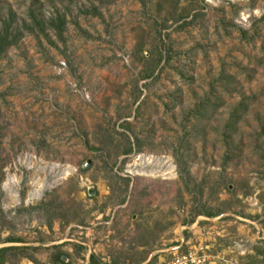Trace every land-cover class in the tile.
Here are the masks:
<instances>
[{
	"label": "rangeland",
	"instance_id": "rangeland-1",
	"mask_svg": "<svg viewBox=\"0 0 264 264\" xmlns=\"http://www.w3.org/2000/svg\"><path fill=\"white\" fill-rule=\"evenodd\" d=\"M9 21L0 248L264 264V0H0Z\"/></svg>",
	"mask_w": 264,
	"mask_h": 264
},
{
	"label": "trees",
	"instance_id": "trees-1",
	"mask_svg": "<svg viewBox=\"0 0 264 264\" xmlns=\"http://www.w3.org/2000/svg\"><path fill=\"white\" fill-rule=\"evenodd\" d=\"M30 17L32 19V23L35 26V28L39 29L42 31L41 33L44 34V27L45 24L41 19H38L35 17L33 12H30ZM47 26L53 28L56 30L57 34L59 36L62 35V31L65 26V20L63 19L62 16H57L55 18H52ZM11 23L10 21L5 23L3 28L0 30V60L2 59V56L7 52V50L14 45L16 42V39L14 36H12V33L10 31ZM170 56H167V60H169ZM145 77H150V75H147ZM132 146L128 150L124 152V154H128L132 151ZM197 216L199 215H205V216H216V213H213L211 211H206V212H198L196 214ZM0 216L2 217V221L4 222L5 217H3V214L0 210ZM1 221V218H0ZM49 228H52V224H49ZM6 243H23V239L19 237H8L5 239ZM54 252L51 254L49 257V260L47 263H41L39 260L36 259L34 254V249L27 247V246H7V247H1L0 248V264H7L8 263V256L16 257L17 255L20 256L21 259H29L32 260L35 264H69L66 263L63 258H66L69 260L70 255L61 249V246H53ZM33 252L32 254H30ZM257 254H259L257 252ZM91 261L95 263L96 259L94 256H91Z\"/></svg>",
	"mask_w": 264,
	"mask_h": 264
},
{
	"label": "built area",
	"instance_id": "built-area-1",
	"mask_svg": "<svg viewBox=\"0 0 264 264\" xmlns=\"http://www.w3.org/2000/svg\"><path fill=\"white\" fill-rule=\"evenodd\" d=\"M186 245L182 253L177 251L172 252L171 261H162L161 259L157 264H212L210 255L208 254V247L204 243H191L190 241H183L182 244ZM178 250V249H176ZM66 263L69 260L66 259ZM32 264V263H29ZM69 264H96L91 261V256H85L84 260H77L76 263L70 262ZM149 264V263H148ZM215 264V263H213Z\"/></svg>",
	"mask_w": 264,
	"mask_h": 264
},
{
	"label": "water",
	"instance_id": "water-1",
	"mask_svg": "<svg viewBox=\"0 0 264 264\" xmlns=\"http://www.w3.org/2000/svg\"><path fill=\"white\" fill-rule=\"evenodd\" d=\"M87 166V165H86ZM64 261H66V258H63Z\"/></svg>",
	"mask_w": 264,
	"mask_h": 264
}]
</instances>
